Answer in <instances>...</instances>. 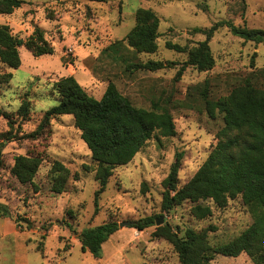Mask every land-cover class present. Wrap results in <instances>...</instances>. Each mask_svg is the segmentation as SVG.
Segmentation results:
<instances>
[{
	"label": "rangeland",
	"instance_id": "1",
	"mask_svg": "<svg viewBox=\"0 0 264 264\" xmlns=\"http://www.w3.org/2000/svg\"><path fill=\"white\" fill-rule=\"evenodd\" d=\"M24 1L12 13H0V23L9 24L22 38L40 26L55 51L35 56L23 45L20 67L10 68L0 60L2 71L13 74L10 82L0 85V109L13 112L17 121L12 128L0 114L4 159L0 169V204L4 207L0 211V264H181L172 243L153 235L157 224L144 230L132 227V221L150 215L163 216L180 235L188 228H209L211 248L200 264H255L246 252L235 257L216 252L253 222L241 196L224 208L211 199L186 200L170 211L162 209V196L163 181L178 157L183 185L217 143L223 120L221 115L211 118L205 109L201 94L205 81H209L210 97L228 94L253 70L252 59L264 68V41L245 40L221 26L210 39L214 67L201 71L189 65L180 77L177 71L188 52L171 49L167 43L197 46L218 21L264 30V0ZM140 7L154 10L160 18L158 50L136 53L123 48L118 56L105 52L135 26ZM49 13L55 17H48ZM148 59L177 64L157 71L126 69L129 60ZM67 75H74L98 99L112 81L138 107L151 109L154 101L168 108L176 125V135L160 140L152 137L133 160L116 167L98 202L96 162L72 115L54 117L38 137L28 136L38 128L46 110L59 103L55 82ZM24 98L31 103L26 119L18 115ZM19 154L43 158L33 183H21L11 172ZM55 159L80 175L77 180L70 178L63 193L51 188L49 171ZM197 203L210 205L213 214L195 217L191 211ZM110 220L131 225L119 226L103 244L101 257L84 251L83 231Z\"/></svg>",
	"mask_w": 264,
	"mask_h": 264
},
{
	"label": "trees",
	"instance_id": "2",
	"mask_svg": "<svg viewBox=\"0 0 264 264\" xmlns=\"http://www.w3.org/2000/svg\"><path fill=\"white\" fill-rule=\"evenodd\" d=\"M105 2L106 0H92ZM24 0H0V13L10 14L24 3ZM48 17L54 18V13ZM228 26L233 34L245 40L264 41V30L238 26L231 21H218L208 31L205 40L189 48L179 43L168 42L167 46L179 52H188V59L177 71L180 77L187 66L192 65L201 71L214 67L215 57L210 39L221 26ZM160 18L150 9L140 7L136 11L135 26L124 39L111 43L105 52L118 56L123 48H131L136 53H154L158 50ZM125 42L127 43L125 45ZM25 46L35 56L53 54L52 43L46 38L45 30L36 26L33 33L22 38L12 32L9 24L0 23V60L10 68H18L22 63L20 47ZM254 58V57H253ZM177 63L171 60L134 61L126 63V69L157 71L173 67ZM253 70L240 78L228 94L219 98L209 95V81L201 94L205 100V109L209 116L216 119L222 116L223 126L217 132V143L195 174L180 185V157L176 159L171 171L163 181L162 209L170 211L186 200L197 202L211 199L221 208L231 199L241 196L249 208L253 222L239 236L216 248V252L225 257H235L246 252L255 264H264V68H258L252 59ZM12 72H4L0 67V85L10 82ZM59 103L44 113L38 128L28 136L38 137L54 117L70 114L75 125L81 130L82 138L92 152L96 162L95 176L99 188L95 192L96 202L106 190L107 184L116 167L129 163L152 138L176 135L173 114L166 107L153 101L151 109L138 107L123 94L116 83L110 82L98 99L78 82L74 75L61 77L55 82ZM31 103L24 98L18 109V115L26 119ZM9 125L17 123L15 114L0 109ZM12 134V133H11ZM11 135L9 137H12ZM43 158L34 155L19 154L14 158L11 172L21 183H33ZM4 165L0 153V169ZM52 191L63 193L67 190L71 177L79 179V173L71 172L62 161L55 159L49 171ZM0 204V211L2 210ZM99 207L96 209V213ZM192 214L206 218L213 214L210 205L197 203ZM161 215H150L132 221V227L144 230L155 226ZM120 223L110 220L89 227L82 233L81 243L84 251L101 257L103 244L119 229ZM156 237H164L174 246L181 264H200L205 252L211 248L209 228L195 230L188 228L183 235L173 229L170 223L156 227ZM210 264V263H206Z\"/></svg>",
	"mask_w": 264,
	"mask_h": 264
},
{
	"label": "water",
	"instance_id": "3",
	"mask_svg": "<svg viewBox=\"0 0 264 264\" xmlns=\"http://www.w3.org/2000/svg\"><path fill=\"white\" fill-rule=\"evenodd\" d=\"M167 222L164 221V217L161 216L159 219H157L156 221V224L159 226V225H162V224H166ZM131 225V222L129 221H123L120 223V227L124 226V225Z\"/></svg>",
	"mask_w": 264,
	"mask_h": 264
}]
</instances>
